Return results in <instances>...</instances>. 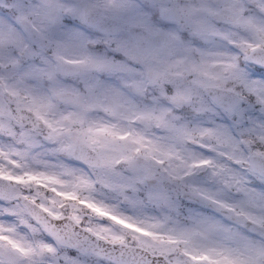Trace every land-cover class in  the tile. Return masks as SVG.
<instances>
[{
    "label": "clouds",
    "instance_id": "9594fccd",
    "mask_svg": "<svg viewBox=\"0 0 264 264\" xmlns=\"http://www.w3.org/2000/svg\"><path fill=\"white\" fill-rule=\"evenodd\" d=\"M24 3L30 10L27 23L13 27L25 53L13 44L0 45V76L6 78L9 86L15 87L19 76L32 65H41L42 57L53 64L63 63L67 74L59 72L55 81L39 83L41 90L50 93L56 85H63L87 95L89 86L96 85L94 92L102 104L110 102L106 93L116 94L121 101L119 115L104 107L88 111L84 127L90 123L117 125L125 134H142L145 145L165 146L171 155L163 157L156 153L154 158L146 159L147 147L121 139L119 143L135 154V167L121 160L119 153H113L111 169L93 166L92 151L87 158L59 151L67 137L50 141L48 129L27 107V93L21 92L16 98L20 101L18 118L5 117L0 123L3 167L21 174L38 169L39 161L67 165L89 182V188L78 192L80 201L109 205L129 217L166 219L167 226L177 223L192 226L198 219H211L228 229L213 234L211 240L239 248L248 264H264V257L257 258L244 247L264 249V171L255 163L257 154L264 159V140L242 135L236 127L240 115L229 110L232 99L239 94L246 98L241 104L245 113L239 128L248 127L252 120L264 121V104L247 111L246 87L264 77V0H24ZM162 8L173 10V14L162 15ZM190 9L192 15L186 16L184 12ZM0 23L7 26L11 22L0 17ZM201 25L215 34L200 32ZM84 42L89 53L116 61L123 65L122 69L71 74L73 62L82 59L80 49ZM123 42L126 43L121 47ZM193 65L201 70L192 71ZM214 76L220 79H213ZM221 79L223 87H217ZM24 83L37 85L27 77ZM178 93H186L188 99H173ZM54 103L55 107L47 114L49 120L62 121L78 111L70 102ZM145 113L163 117L167 126L156 119L142 118ZM177 128L190 130L192 140L177 137L174 131ZM204 128H223L232 138L228 143H220L214 137H202L199 131ZM26 138L31 145L25 143ZM202 145L212 151H205ZM24 152L28 153L26 161L16 155ZM190 154L213 159L215 167L190 169ZM8 158L17 159L24 167L11 168L6 162ZM145 168L153 170L150 178L143 179ZM0 186L7 184L0 181ZM161 193L167 197V203L156 198ZM55 199L60 202L58 197ZM130 200L138 201V206L133 208ZM64 203L66 206L61 209L41 198V204L61 213L60 217L38 205H29L31 215L0 214V222L15 224L19 234L33 242L52 243L58 254L38 257L42 264H63L59 257L73 252L79 256L80 264H106L91 253L81 254L62 247L46 231L45 223L60 232L70 228L81 238L89 235L84 229L106 225L112 232L124 235L127 243H135L134 233L109 224L87 206ZM3 208L16 209L17 202H4L0 211ZM72 210L79 216L78 223L70 219ZM103 236L110 240L111 232H104ZM97 243L100 247L109 246L104 240L93 241Z\"/></svg>",
    "mask_w": 264,
    "mask_h": 264
},
{
    "label": "snow or ice",
    "instance_id": "6c2138e0",
    "mask_svg": "<svg viewBox=\"0 0 264 264\" xmlns=\"http://www.w3.org/2000/svg\"><path fill=\"white\" fill-rule=\"evenodd\" d=\"M161 12L162 15L171 16L173 14V10L167 8H162ZM192 12L193 10L190 9L184 14L190 16ZM29 15L30 10L26 7L24 0H0V17H7L11 22L7 26L0 23V45L7 43L21 47L17 39L16 28L13 25L26 24ZM198 30L202 33L215 34L205 25H201ZM124 43L126 42H123L121 47L124 46ZM21 53H25L23 47H21ZM28 54L37 55L38 53L30 52ZM80 54L82 59L73 62L71 73L73 75L98 71L113 72L121 70L123 67L116 61L89 53L87 42L81 45ZM41 59L43 61L41 65H32L26 73L19 76L15 87H10L6 78L0 76V123L4 121L5 117L10 120L18 118L20 101L16 98L21 95V92H24L27 93L29 100L28 109L48 129V139L55 142L61 136L67 137V142L61 144L59 151L77 158H87L88 152L92 151L95 153V159L92 160L93 166L111 169L114 165L113 153H119L121 160L127 161L130 167H135V154L119 143L121 139H130L132 144L147 147L146 159L154 158L156 153L163 157L171 155V151L165 146L156 143L145 145V138L142 134H125L117 125L90 123L84 127L85 114L93 108L104 107L114 115H119L121 107L119 97L114 93H106L110 102L107 105L102 104L94 92L96 85L89 86L87 95L63 85H56L50 93L41 90L38 87L39 83L45 80L55 81L59 72L67 74L63 63L53 64L43 57ZM15 63L16 61L13 60V64ZM191 70L200 71L201 69L199 66L193 65ZM25 77L36 81L37 85L25 84ZM213 79L220 78L214 76ZM223 83L221 79L217 87H223ZM246 87L249 93L247 111L252 112L255 107L264 104V77ZM178 98L188 99V95L178 93L177 97H173V99ZM245 99L237 94V97L233 98L230 103L229 110L241 117L236 122L237 130L241 131L244 136L264 140V121L252 120L248 127L239 128L245 113V108H242L241 104ZM252 100L255 101V104L251 103ZM54 101L70 102L78 108V111L65 116L62 121L49 120L47 114L55 107ZM14 105L16 106L14 107ZM142 118L149 121L156 119L157 122L167 126L163 117H153L151 113L143 114ZM174 131L177 137L185 140L193 138V133L188 129L177 128ZM199 135L214 137L220 143H228L232 138L230 133L223 128H204L199 131ZM245 142L251 144L252 140ZM25 143L31 145V140L26 138ZM203 147H205V151H212L207 146ZM16 155L25 161L28 159L27 152L16 153ZM189 158L192 161L190 169L215 167V162L211 158L198 157L195 154H190ZM6 162L11 168L24 167L17 159L8 158ZM4 163L5 157L3 153H0V181H5L7 184V186H0V204L15 201L17 208H3L0 214L10 217L31 215L32 208L29 205H38L52 216L60 217L61 213L53 212L51 208L42 205L41 198L47 199L49 203L61 209L66 206L64 202H79L109 224L135 234V243L129 244L124 235L112 232L111 228L106 225L84 229L89 235L81 238L70 228L68 231L60 232L45 223L46 231L66 249H74L81 254L91 253L106 264H248L239 248L225 247L210 239L215 233L228 231L226 226L221 223L203 218L196 220L192 226L178 223L167 226L166 219L160 220L149 216L129 217L118 208L109 205L94 201H80L78 192L89 188V182L83 176H78L76 171L67 165L56 164L52 161H39L38 169L14 174L10 169L3 167ZM255 163L261 171H264V159L259 154L255 157ZM57 169L59 170L57 171ZM153 174L151 168H145L143 179L150 178ZM14 185L16 187H13ZM21 185L26 187L20 188ZM57 197L59 203L55 199ZM156 198L165 203L168 202L167 197L162 193L158 194ZM129 203L133 208L139 204L134 200H130ZM224 207L229 206L224 205ZM70 219L73 222H79V216L75 210L71 211ZM104 232H111L110 240L104 238ZM100 240H104V243L109 246L104 248L100 247L98 243L93 244V241ZM244 247L247 251L254 252L257 258L264 257V249H256L251 245ZM46 253L58 254L52 243L33 242L26 236L20 235L15 224L0 222V264H42L37 258L43 257ZM59 258L63 264H80L77 255L64 253Z\"/></svg>",
    "mask_w": 264,
    "mask_h": 264
},
{
    "label": "rangeland",
    "instance_id": "374dc122",
    "mask_svg": "<svg viewBox=\"0 0 264 264\" xmlns=\"http://www.w3.org/2000/svg\"><path fill=\"white\" fill-rule=\"evenodd\" d=\"M72 255H75V253L73 252Z\"/></svg>",
    "mask_w": 264,
    "mask_h": 264
}]
</instances>
